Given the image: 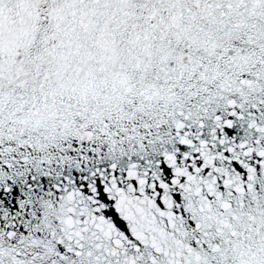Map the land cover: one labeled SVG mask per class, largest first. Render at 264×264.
Wrapping results in <instances>:
<instances>
[{
    "label": "snow or ice",
    "instance_id": "obj_1",
    "mask_svg": "<svg viewBox=\"0 0 264 264\" xmlns=\"http://www.w3.org/2000/svg\"><path fill=\"white\" fill-rule=\"evenodd\" d=\"M0 264H264V0H0Z\"/></svg>",
    "mask_w": 264,
    "mask_h": 264
}]
</instances>
